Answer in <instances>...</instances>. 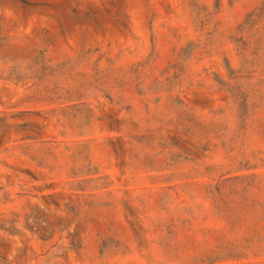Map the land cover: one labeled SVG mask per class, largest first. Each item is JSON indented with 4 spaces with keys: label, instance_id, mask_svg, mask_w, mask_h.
Returning a JSON list of instances; mask_svg holds the SVG:
<instances>
[{
    "label": "rangeland",
    "instance_id": "1",
    "mask_svg": "<svg viewBox=\"0 0 264 264\" xmlns=\"http://www.w3.org/2000/svg\"><path fill=\"white\" fill-rule=\"evenodd\" d=\"M0 264H264V0H0Z\"/></svg>",
    "mask_w": 264,
    "mask_h": 264
}]
</instances>
